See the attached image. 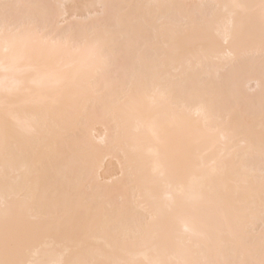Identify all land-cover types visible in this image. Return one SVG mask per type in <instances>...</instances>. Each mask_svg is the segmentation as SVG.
Masks as SVG:
<instances>
[{"label":"bare ground","instance_id":"bare-ground-1","mask_svg":"<svg viewBox=\"0 0 264 264\" xmlns=\"http://www.w3.org/2000/svg\"><path fill=\"white\" fill-rule=\"evenodd\" d=\"M7 2L47 6L31 11L84 33L113 11L98 5L133 7L118 10L124 39L111 70L108 53L87 44L0 32V256L6 239L14 247L22 237L27 258L56 264L76 258L82 243L108 251L119 235L128 258L176 260L197 244L205 250L218 233L230 238L246 168L259 167V39L235 26L240 13L195 6L259 0ZM146 5L193 7H136ZM161 62L175 94L140 71ZM192 86L217 98L231 126L195 114ZM252 115L255 139L247 131ZM65 198L80 209L75 219L54 212ZM89 206L101 213L94 222ZM254 223L258 234V212Z\"/></svg>","mask_w":264,"mask_h":264},{"label":"snow or ice","instance_id":"snow-or-ice-1","mask_svg":"<svg viewBox=\"0 0 264 264\" xmlns=\"http://www.w3.org/2000/svg\"><path fill=\"white\" fill-rule=\"evenodd\" d=\"M44 5L19 4L0 0V32L7 37H17L22 34L37 36L41 40L51 41L54 44H87L104 55V67L111 70L113 57L120 51L123 34V14L121 11L131 8V5H98L102 9H112L111 13L101 14L97 23L88 32L69 29L61 24L50 13H36L32 9L44 8ZM136 7L156 8H190V5H146ZM201 9L223 8L230 11L235 17L240 13L237 27L247 26V35L250 40L255 41L258 35L259 56L261 74L264 76V0L258 4L232 3L225 5H198ZM29 10V11H24ZM192 23H198V18L193 17ZM252 55L253 52H249ZM146 79L159 80V87L167 92L175 94L176 85L174 77L167 74V66L161 62L154 65H145L140 69ZM136 86L135 77L131 83L126 84L129 91ZM189 85L185 84L184 87ZM192 95L199 96L193 105L197 116L203 117L206 122H215L224 127L231 126L232 114L221 115L222 106L217 98L207 92L197 91L192 86ZM25 134H31L35 128L22 129ZM248 135L255 139L257 129L255 117L250 116L248 124ZM259 167L253 164L246 168L247 175L242 178L246 187V196L238 207L232 209L233 216L238 225L235 231H230V238L224 239L223 234H217L210 239L205 250L197 244L195 250H189L181 259L169 260L154 258L147 253L143 259L128 258V242L121 240L119 235L115 237V246L105 251L103 249H90L87 244L82 243L76 258L60 260L56 264H264V100H262L259 112ZM4 152L7 158V137L4 140ZM7 206V199H5ZM79 207L72 206L67 202L63 205L54 203V212L75 219L79 214ZM89 217L94 222L101 213L93 210L91 206L87 209ZM258 212L259 233L255 230V218ZM158 244L153 241L152 251L155 252ZM0 264H45L27 258L24 250L23 238H19L14 247L5 240L3 255L0 256Z\"/></svg>","mask_w":264,"mask_h":264}]
</instances>
